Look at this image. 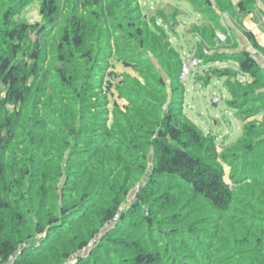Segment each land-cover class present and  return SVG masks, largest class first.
Masks as SVG:
<instances>
[{"label":"trees","instance_id":"obj_1","mask_svg":"<svg viewBox=\"0 0 264 264\" xmlns=\"http://www.w3.org/2000/svg\"><path fill=\"white\" fill-rule=\"evenodd\" d=\"M184 1L202 23L188 31L200 67L226 78L227 106L246 122L222 152L184 114V56L165 27L177 36L180 12L0 0V264H61L101 230L74 264H264V70L234 37L216 41L226 13L264 57L242 27L264 0ZM33 5L40 22H19ZM229 62L237 69L211 68ZM118 64L121 80L111 79Z\"/></svg>","mask_w":264,"mask_h":264},{"label":"rangeland","instance_id":"obj_2","mask_svg":"<svg viewBox=\"0 0 264 264\" xmlns=\"http://www.w3.org/2000/svg\"><path fill=\"white\" fill-rule=\"evenodd\" d=\"M237 1V0H235ZM143 12L147 15L152 14L153 12H157L164 9L165 14L168 18H171V16L175 13V11L180 12V15L176 17V22L179 25L177 29V36L173 33H171V29L169 27V23L165 25L167 34H169V41L170 43H173L175 48L183 53H189L192 51V55L194 58L195 54L197 52V44L194 41L196 40L197 35L191 34L190 37V44L191 47L188 49L185 47L181 48V46L187 45L186 42V36L188 35V31L191 29V27L194 24H202L201 21H199V18L197 15L193 12L192 7L187 1L184 0H139ZM260 3V2H259ZM258 3V6L260 4ZM254 12V11H253ZM221 26L223 27L224 31H217V34L224 33L226 35L231 34V30L234 32L237 29L236 21L230 17L229 14H222L221 15ZM17 20L19 22H25L28 24H36L39 23L41 20V17L39 15V6L33 5L31 6L27 11L23 12L22 15H20ZM161 18H159V24H162ZM170 20V19H169ZM240 31V30H238ZM242 33V32H241ZM56 32H52L51 36L48 37V45L47 49L50 50V44L52 42L53 37L55 36ZM216 34V35H217ZM243 34V33H242ZM31 37L37 41V33H32ZM194 38V39H193ZM217 46L221 47L223 45L227 44V41L224 44H219L216 36ZM233 44V43H232ZM231 46V49L234 48V46ZM188 47V46H187ZM245 48H240V50H243ZM237 50H239L237 48ZM246 50V49H245ZM258 54V52H256ZM259 55V54H258ZM262 56V55H261ZM257 58H264L262 57ZM116 63V60H113ZM260 63L262 62L259 60ZM227 64V63H226ZM201 64H199L198 67H196L193 70L192 75L186 80L183 81L186 86V95H185V105H184V114L185 116L193 122L198 129H200L202 132H204L205 135L213 136L216 140V144L218 147L219 152H222L225 148L235 144V142L242 136V130L243 126L246 122H243L240 119V116L237 112L231 110L227 106V100L229 99V95L224 88V82L226 78H219L218 76H214V74L209 70V67H200ZM217 66V65H211V68ZM226 66L221 67V69L230 68L232 70L237 69V65L233 63H228ZM220 68V67H219ZM124 68L122 67V64H118L116 67H112L109 69V72L115 73L111 77V79L114 80H121L120 77H117V74H122L124 72ZM209 70V71H208ZM127 72L131 73L135 76L134 71L131 69H126ZM208 71V72H207ZM197 75H201L200 77H196ZM211 78L212 81L209 86H206L205 79ZM239 78H241V82L245 83L248 80L247 76H244L242 74H239ZM238 79V78H237ZM113 92H115V89H112ZM114 98V97H113ZM115 99L118 101V104L121 106H124L126 104V101L121 100L118 98L116 92H115ZM115 99H111V102L113 103ZM213 100H218L217 104H213ZM13 110L12 108H10ZM253 119H250L248 121H252ZM256 120L259 121L258 123L261 124L264 122V115H259L256 117ZM226 170V176L225 180L230 185V179H229V173L230 168L225 166ZM145 179L142 178V180L137 183L135 186L132 187L129 195L127 196V199L123 205V208H125L130 203L134 202L136 194L141 189L142 185L144 184ZM113 223H109L107 227L112 226ZM105 230H101L97 238L92 241V243L89 245L88 249L76 253L73 256H71L67 260H63L61 264H74L75 260L79 256H85L88 254L89 250L94 246L97 245L100 241V238L103 236Z\"/></svg>","mask_w":264,"mask_h":264},{"label":"crops","instance_id":"obj_3","mask_svg":"<svg viewBox=\"0 0 264 264\" xmlns=\"http://www.w3.org/2000/svg\"><path fill=\"white\" fill-rule=\"evenodd\" d=\"M259 4L260 6H258V9H256L254 12L245 16L242 22V25H243L242 27L248 32H251L256 37L259 45L264 47V5L261 2ZM186 37H187L186 38L187 45L181 46V48L185 47V49L186 48L189 49L191 47V44H190L188 35ZM230 37L231 39L234 37V40H235L234 44L238 45L239 50L242 47V48H245L247 51L251 52L252 54H254L256 57L261 56V54L259 53H258L259 55L256 54V50L253 48L252 44L248 41V39L241 33V31L236 30L235 32H233V35L232 33L230 34ZM183 51H187V50H182V52ZM229 63H232V62H229ZM227 64L226 63L215 64L217 66H214V67H220V68L223 66L227 67Z\"/></svg>","mask_w":264,"mask_h":264},{"label":"built area","instance_id":"obj_4","mask_svg":"<svg viewBox=\"0 0 264 264\" xmlns=\"http://www.w3.org/2000/svg\"><path fill=\"white\" fill-rule=\"evenodd\" d=\"M230 37V34L226 35L224 33H218L217 34V40L219 44H224L227 41V38ZM184 56V64H183V72L181 76V80L186 81L190 76L191 72L199 66L200 61L196 58L193 57L192 51L183 53ZM262 57V56H261ZM261 62V67L264 70V58H260Z\"/></svg>","mask_w":264,"mask_h":264},{"label":"water","instance_id":"obj_5","mask_svg":"<svg viewBox=\"0 0 264 264\" xmlns=\"http://www.w3.org/2000/svg\"><path fill=\"white\" fill-rule=\"evenodd\" d=\"M218 102V100H213V104L216 105ZM102 234V233H101ZM101 234L99 235V237L101 236Z\"/></svg>","mask_w":264,"mask_h":264}]
</instances>
